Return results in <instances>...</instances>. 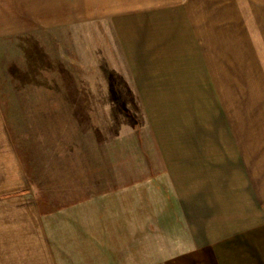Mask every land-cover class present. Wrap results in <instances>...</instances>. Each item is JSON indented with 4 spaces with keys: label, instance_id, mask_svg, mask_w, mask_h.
<instances>
[{
    "label": "rangeland",
    "instance_id": "obj_1",
    "mask_svg": "<svg viewBox=\"0 0 264 264\" xmlns=\"http://www.w3.org/2000/svg\"><path fill=\"white\" fill-rule=\"evenodd\" d=\"M204 3L215 11L213 0H0V117L66 264L165 262L202 240L185 216L188 164L218 145L217 117L264 112L253 91L220 82V66L247 60L227 56L251 48L206 41ZM202 117H216L211 139Z\"/></svg>",
    "mask_w": 264,
    "mask_h": 264
},
{
    "label": "crops",
    "instance_id": "obj_2",
    "mask_svg": "<svg viewBox=\"0 0 264 264\" xmlns=\"http://www.w3.org/2000/svg\"><path fill=\"white\" fill-rule=\"evenodd\" d=\"M213 2V13L211 4L203 5L206 41L212 35L236 47L245 39L251 48L226 55L247 60L241 66H220V82L253 91L257 101L252 105L264 107V0ZM238 116L217 117L218 145L203 148L206 161L193 158L188 164L185 216L196 218L202 240L187 245L191 252L181 258L175 254L153 264H195L196 250L213 257V264H264V112ZM211 118L216 117H202L203 136L209 139L206 122L210 127ZM33 199L24 162L0 117V264H66L54 251L50 226L44 225V213ZM176 211L172 217L180 216Z\"/></svg>",
    "mask_w": 264,
    "mask_h": 264
}]
</instances>
